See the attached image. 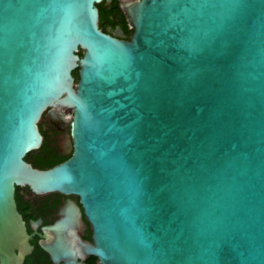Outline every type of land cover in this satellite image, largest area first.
Wrapping results in <instances>:
<instances>
[{
	"label": "water",
	"instance_id": "95a60500",
	"mask_svg": "<svg viewBox=\"0 0 264 264\" xmlns=\"http://www.w3.org/2000/svg\"><path fill=\"white\" fill-rule=\"evenodd\" d=\"M100 1L0 0V264L32 249L18 186L78 198L41 242L65 264H264V0H126L127 40Z\"/></svg>",
	"mask_w": 264,
	"mask_h": 264
},
{
	"label": "flooded vegetation",
	"instance_id": "af4514ba",
	"mask_svg": "<svg viewBox=\"0 0 264 264\" xmlns=\"http://www.w3.org/2000/svg\"><path fill=\"white\" fill-rule=\"evenodd\" d=\"M126 0H102L96 5L98 9V26L106 34L127 40L132 34L121 5ZM106 18H101V14ZM38 130L42 135V143L38 149L28 152L24 158H36L41 154L45 158H67L72 152L69 126L61 122H50L44 115L38 122ZM71 199L78 204L75 195H64L58 192L44 194L33 193L27 186L15 188V201L18 212L25 221L27 232L31 235L32 249L26 255L23 264H65L63 258H53L41 247L45 241L44 228L54 224L60 217V211L66 200ZM79 205V204H78ZM82 239L91 240V226L82 215L80 227ZM82 264H99L92 255L79 258Z\"/></svg>",
	"mask_w": 264,
	"mask_h": 264
},
{
	"label": "trees",
	"instance_id": "16d2710c",
	"mask_svg": "<svg viewBox=\"0 0 264 264\" xmlns=\"http://www.w3.org/2000/svg\"><path fill=\"white\" fill-rule=\"evenodd\" d=\"M96 5H98V4H96ZM106 16L107 15L103 14V12H102L101 18H106ZM78 55L81 56L82 51H79ZM72 75L76 81L77 80V69L72 72ZM65 159H66L65 157L64 158H45L41 154L37 155L36 158H24V160L29 162L33 167H36L39 169L50 168V167L62 162Z\"/></svg>",
	"mask_w": 264,
	"mask_h": 264
}]
</instances>
